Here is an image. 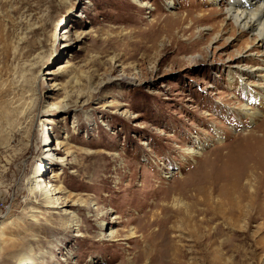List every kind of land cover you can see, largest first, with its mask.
<instances>
[{
    "label": "rangeland",
    "instance_id": "rangeland-1",
    "mask_svg": "<svg viewBox=\"0 0 264 264\" xmlns=\"http://www.w3.org/2000/svg\"><path fill=\"white\" fill-rule=\"evenodd\" d=\"M232 1L0 0V264H264V44Z\"/></svg>",
    "mask_w": 264,
    "mask_h": 264
},
{
    "label": "bare ground",
    "instance_id": "bare-ground-1",
    "mask_svg": "<svg viewBox=\"0 0 264 264\" xmlns=\"http://www.w3.org/2000/svg\"><path fill=\"white\" fill-rule=\"evenodd\" d=\"M256 2L255 3V7L251 10L248 9V11L246 10H240V8L238 7L239 4H242V5H248V6H254L253 2ZM227 14L230 16V18H232L238 25L239 27L243 28L244 30L245 29H250V30H254V31H257L258 33V36H259V40L262 44H264V0H253V1H250V0H247V1H243V0H233L232 3H231V6L230 8L227 9ZM261 44V45H262ZM68 95L66 96L67 97V100L65 102H63L64 106L66 105H69L71 103V96L72 94L71 93H67ZM59 104V103H58ZM56 104V105H58ZM63 106V107H64ZM256 114V112H254L252 114V116ZM259 126V125H258ZM253 130V129H252ZM254 132L252 131L251 134H253ZM264 133V132H263ZM254 135V134H253ZM263 135V134H262ZM256 142V141H255ZM264 142V141H263ZM263 157V156H262ZM245 160V159H244ZM258 161V160H256ZM253 163V162H252ZM258 163V162H257ZM255 164V163H254ZM259 164V163H258ZM244 166V165H243ZM257 166V165H256ZM258 167V166H257ZM245 168V167H243ZM247 168V167H246ZM241 169V166L240 168ZM238 169V170H239ZM263 170V169H262ZM253 172V171H252ZM241 173V172H239ZM254 173V172H253ZM237 174V173H236ZM243 174V173H242ZM233 175V174H232ZM241 175V174H240ZM264 177V171L262 173V177ZM243 178V177H242ZM38 180H41V178H36L35 179V182L38 181ZM252 181V180H251ZM259 184V183H258ZM245 185V184H244ZM252 186V185H251ZM35 190L36 189V183H33V186H32ZM39 188L43 189L44 188L42 186H38ZM254 187V186H253ZM240 189V188H239ZM251 189V188H250ZM54 189H46L43 193L46 194V196H48L49 199L52 200V202L55 203V200L57 198H51L50 196H53L54 194H50L49 191H52L53 192ZM238 192V191H237ZM241 192V191H239ZM50 195H49V194ZM244 193V192H243ZM231 196V194H230ZM234 199V197H233ZM237 199V198H236ZM230 200V198H229ZM243 200V199H242ZM237 201V200H236ZM50 202V203H52ZM242 204H240V202H234L232 200V204L231 206L233 208H238V206H240ZM28 263H32V261L29 259L28 260Z\"/></svg>",
    "mask_w": 264,
    "mask_h": 264
}]
</instances>
